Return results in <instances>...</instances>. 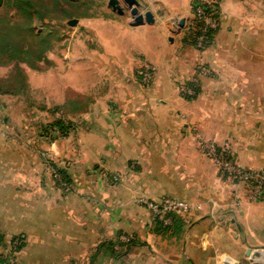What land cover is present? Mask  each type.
Here are the masks:
<instances>
[{
  "label": "crops",
  "instance_id": "crops-1",
  "mask_svg": "<svg viewBox=\"0 0 264 264\" xmlns=\"http://www.w3.org/2000/svg\"><path fill=\"white\" fill-rule=\"evenodd\" d=\"M217 3L219 26L203 51L193 46L192 35L185 44L183 29L178 27L181 18L185 27L188 24L185 15L166 27L171 35L166 33L165 41L172 45L167 51L161 45L165 26L152 9L146 11L153 14L154 24L135 27V32L122 30L121 36L137 37L144 46L148 32L157 30L154 51L158 55L137 52L143 68L154 69L149 90L138 77L115 76L118 62L123 60L122 66L129 68V56L107 55L112 73L103 83L110 86L108 92L113 91L110 97L118 106L128 103L120 111L124 118L140 119L138 127L145 132L139 136L128 132L133 125L126 119L120 127L115 118L114 132L86 131L96 144L49 148L38 144L43 125L38 119L47 110V96L30 103L24 94H0V115L6 113L0 116V129L7 133V140H0V255L6 254L10 239L19 238L23 246L15 264H264V201L238 203L237 186L221 177L195 144H186L195 120L209 127L211 117L224 115L215 102L229 100L238 85L237 164L254 171L264 166V0ZM107 38L113 47V38ZM165 62L172 65L173 73L169 74L172 86L163 89L157 69ZM198 65L209 70L207 76L195 72ZM98 68L91 84H101ZM192 80L200 92L185 100L175 83ZM100 100L97 95L96 102ZM56 105L65 116L67 105ZM15 107H19L18 126L11 133ZM113 112L99 116H120ZM29 116L34 117L29 122L33 125L24 127L21 121H29ZM44 145L52 157L63 161L69 192L56 188L43 168L36 151ZM111 176L118 180L112 181ZM165 195L197 208L189 222L177 220L168 228L151 223L148 210L137 199ZM120 234L127 235L129 242L118 243L115 238ZM104 242L114 243V254L106 247L96 253Z\"/></svg>",
  "mask_w": 264,
  "mask_h": 264
},
{
  "label": "rangeland",
  "instance_id": "rangeland-1",
  "mask_svg": "<svg viewBox=\"0 0 264 264\" xmlns=\"http://www.w3.org/2000/svg\"><path fill=\"white\" fill-rule=\"evenodd\" d=\"M136 1L140 5V12L143 13L149 9L154 10L158 22L165 26L166 30L163 36L161 35L163 37V39L161 38L163 40L161 44L163 51H167L169 47L172 48V45L165 41L166 33L171 35L167 30L169 28H166L171 20L175 23L176 17L182 15L188 17V24L186 27L184 26L183 30L180 29L185 44H188L186 38L192 35L194 7L201 5V7L208 9L210 7V10L215 9L218 11L217 0ZM73 19L77 20L76 25L69 26L67 22ZM132 23L128 12L123 16L114 14L111 8L107 6V0H0V88L4 92L11 93L9 94L11 96L19 97V95L24 94L30 103L38 102V99L47 96V110H43L45 112L40 114L42 115L41 119L37 117L43 123L39 130L41 139L38 144H49V148L56 144H65V146L70 144H96V141L90 139V135H87L86 131L88 129L94 131L96 129L98 131L108 129L114 132L115 118L120 120L118 122L120 127L122 125L121 121L124 119H126L128 125H133L134 127L132 126L131 130L129 128L128 132L132 131L135 136H139L138 134L143 133V130L145 132V129L138 127V125H142L139 118H124L120 111L124 108L123 105H128V103L125 102L122 106H118L113 100L114 97H110L111 92L113 95L112 90L108 92L110 86L103 83L106 77L112 73L111 68H107V55L114 56L117 52L116 56H129L132 63L129 68H125L122 66L123 60L118 62L120 66L115 67V76H131L135 80V77H138L137 80L142 81V87L147 90L152 87L154 69L147 68V66L143 68L144 60L137 55V52L140 54L139 51L147 50L148 57L150 54L155 55L156 51L154 49H156L159 40L157 36L155 37L157 30L148 32L146 46H144L143 42L138 41L137 37L121 36L124 29L130 28L132 29L131 32H135L133 30L138 26H132ZM140 31L142 32V30ZM107 36L113 38V47ZM192 40L190 38V41ZM109 48H111L112 53L108 52ZM203 49L198 50L203 51ZM122 50L129 53L121 54ZM156 53L158 55L159 52ZM127 61L124 62L127 63ZM165 64H161L157 69L162 77L161 85L163 89L168 88L169 85L172 86L170 84L171 77L169 76L171 72L173 73V70H171L172 65L168 62H165ZM96 66H99V78H103L102 81L99 80L101 83L99 85L91 84ZM188 82L175 83L176 90L183 99V90L188 88L186 86ZM167 84L169 85L167 86ZM232 91L235 94L232 93L229 100L215 102L218 110L225 116L211 117L210 122L207 123V126L210 125L209 127L203 126L202 122L193 120L194 123L189 129V140L186 144H195L200 155L213 163L218 174L232 183L231 185L237 186L238 203L262 202L264 201V193L259 200L254 201L251 199L253 196L251 186L239 183L238 180L223 173L208 152V146L213 144L215 155L229 156L234 162H238V154L234 148V145L238 144V85L233 86ZM97 95L103 100L96 102ZM234 96L235 99L233 100L232 97ZM59 103L67 105L65 116L61 114L64 110H59L60 107L58 106L60 105H56ZM18 108H12V118L10 119L15 126L11 128V133L18 126ZM114 110L115 113L119 112L120 116H99L102 112L114 114ZM2 115H6V113L0 116ZM179 117L182 118L180 120L186 118ZM33 118V116H29V121L22 119L21 124L25 127V124H29ZM60 119H63L66 125L69 123V130L65 136L56 127L49 129L51 132H44L43 128L45 126H50ZM214 122L217 124L215 128L211 125V123L215 124ZM32 125L29 124V127ZM5 131L0 129V140H7ZM19 132L21 131L18 130L17 133ZM8 133L10 132L8 131ZM42 147L44 148L38 149L36 153L40 157L43 168L52 177V174L56 172L54 166L57 168L63 167V161L52 157L49 152L51 149L48 151L45 145ZM57 147L55 146L59 153ZM71 148L73 151V145ZM67 156L72 157L71 154H67ZM257 171H264V166ZM52 179L55 181L54 175ZM110 179L116 182L118 177L111 176ZM56 188L63 192H69V190L59 188L58 185ZM70 190H72L71 187ZM144 200L154 199H137V202L144 206ZM157 225L164 228L162 225ZM123 236L127 235H118L115 238L116 241L121 243L120 239ZM13 239L12 244L6 250V254L3 255L8 264L15 262L19 251L22 249V247L17 249L18 246L23 244L22 241L19 238Z\"/></svg>",
  "mask_w": 264,
  "mask_h": 264
},
{
  "label": "built area",
  "instance_id": "built-area-1",
  "mask_svg": "<svg viewBox=\"0 0 264 264\" xmlns=\"http://www.w3.org/2000/svg\"><path fill=\"white\" fill-rule=\"evenodd\" d=\"M212 10L201 7V5H196L193 9L194 23L192 24L191 32L193 46L197 50L205 47L208 32L216 30L219 26L216 11ZM195 69L196 73L200 76H207L209 73L208 69L202 65L196 66ZM183 92L184 96L192 97L195 94L190 88H186ZM213 147V144H210L208 146V152L213 157L220 170L230 178L238 180L239 183L250 185L253 191L251 199L254 201L261 199L264 193V171L247 170L230 159L229 156H223L221 154L215 155ZM53 175L59 188L70 191L71 186L63 180L62 176L57 171L52 174V177ZM143 204L150 214L152 224H159L164 228L171 227L175 220H181L186 223L189 222L193 216V211L197 209L191 203L171 196L155 200H144ZM120 240L122 244H125L129 242V237L123 236Z\"/></svg>",
  "mask_w": 264,
  "mask_h": 264
},
{
  "label": "trees",
  "instance_id": "trees-1",
  "mask_svg": "<svg viewBox=\"0 0 264 264\" xmlns=\"http://www.w3.org/2000/svg\"><path fill=\"white\" fill-rule=\"evenodd\" d=\"M209 10H210V7H209ZM214 11H216L215 9H213ZM212 10V11H213ZM216 15H217V17H218V13H217V11H216ZM215 31L216 30H212V31H209L208 32V37H207V40H206V44H205V46L207 47L209 44H210V42H211V40H212V37H213V35H214V33H215ZM189 38H190V36H189ZM191 38H192V36H191ZM193 41V40H192ZM191 41V43L193 44V42ZM186 86L187 87H189V88H192L193 90H194V92H195V96H197L198 95V93L200 92V90H199V86H198V83L195 81V80H192V81H189L187 84H186ZM0 94H11V93H9V92H4V91H2V89L0 88ZM195 96H184V99L185 100H191L193 97H195ZM64 120L63 119H60V120H58V121H55L53 124H51L50 126H45L43 129H44V132L46 131V133H48V132H51V130H49V129H51L52 127H56L58 130H60L61 131V133H62V135L63 136H65L66 134H67V131L69 130V123H67V125H66V123L65 122H63ZM54 168L56 169V171L62 176V178H63V180L68 184V185H70L71 183H70V180L68 179V177H67V175H66V173H65V170H63V169H61V168H57V167H55L54 166ZM56 183V182H55ZM56 185H57V183H56ZM71 186V185H70ZM177 222V220H175L174 222H173V224H175ZM12 240H14V239H11V241ZM21 240V239H20ZM132 245V244H131ZM1 246H3V237L0 235V248H1ZM23 246V244H21L20 246H18L17 247V249H20L21 247ZM103 247H106V249H108V251H111V253L112 254H114V243H111V242H104V243H101L97 248H96V253H98ZM0 264H8L7 262H6V259L5 258H3V256L2 255H0ZM13 264H15V263H13Z\"/></svg>",
  "mask_w": 264,
  "mask_h": 264
},
{
  "label": "water",
  "instance_id": "water-1",
  "mask_svg": "<svg viewBox=\"0 0 264 264\" xmlns=\"http://www.w3.org/2000/svg\"><path fill=\"white\" fill-rule=\"evenodd\" d=\"M107 6H109L112 12L118 16L125 15L126 12L129 13V16L132 20V26H141V25H152L154 24V16L150 11L140 12L138 9V2L136 0H107ZM77 23L76 19L69 20L67 24L69 26H75ZM185 24V19L181 18L178 22L179 29H183ZM169 38V42H171ZM250 253V250L247 251V254Z\"/></svg>",
  "mask_w": 264,
  "mask_h": 264
}]
</instances>
